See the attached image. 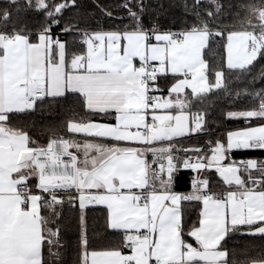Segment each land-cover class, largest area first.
<instances>
[{
    "label": "snow or ice",
    "instance_id": "1",
    "mask_svg": "<svg viewBox=\"0 0 264 264\" xmlns=\"http://www.w3.org/2000/svg\"><path fill=\"white\" fill-rule=\"evenodd\" d=\"M28 3L32 6V0ZM202 4L192 0L199 26L178 34L154 32L155 44L139 25L125 32L66 25L62 31L79 34L85 49L70 60L67 41L54 36L52 28L67 8L79 6L77 0H36L34 7L43 11L46 23L35 37L25 30L0 33V264H45L43 246L47 243L51 252L58 245V229L48 225L64 193L77 198L72 189L81 209L93 203L107 207L108 226L123 233L121 246L131 250L127 256L115 249L89 254L85 235L84 264L89 255L91 264H232L221 246L230 231L248 226L251 234L264 235V161L226 162L233 149H264V124L230 133L227 144L218 141L210 156L182 161L197 172L214 168L229 186L225 193L211 192L206 178L197 179L189 194L172 190L181 167L173 142L202 131L205 123L203 113L190 115L180 94L191 89L201 97L220 89L224 79V72L216 71L215 83L209 84L203 59L211 38L224 36L223 30L212 31L222 6L211 0L215 8L205 19ZM122 7L138 21L133 0ZM138 7L142 10V0ZM10 17L4 11L3 20ZM241 27L227 32L226 65L250 74L264 57V0L259 8L248 6ZM169 73L175 82L169 98L160 99L154 94L159 75ZM67 93L81 97L84 117L70 120L67 130L83 134L84 143L52 139L46 147H32L27 133L10 126V114L34 110L38 100ZM257 98V107L229 115L264 120V92ZM96 116L111 117V122H97ZM192 201L202 204L198 222L187 233L196 247L184 239L183 204ZM42 208L51 209V215H42Z\"/></svg>",
    "mask_w": 264,
    "mask_h": 264
},
{
    "label": "trees",
    "instance_id": "2",
    "mask_svg": "<svg viewBox=\"0 0 264 264\" xmlns=\"http://www.w3.org/2000/svg\"><path fill=\"white\" fill-rule=\"evenodd\" d=\"M51 3H61L64 0H48ZM125 0H77V6L67 8L58 26L53 27L61 31L59 39L67 41L68 59L73 54H82L85 49L81 47L79 34H69L62 31L66 25H78L80 29L94 31H134L139 25L142 30L156 31H188L194 26H199L201 20L192 11V0H142L143 8L138 5L141 0H133L132 10L139 13L138 21H134L128 11L122 7ZM222 6V14L214 21L212 31L223 30L224 36H213L204 51L208 64L207 75L210 84L215 83V72L223 71L224 79L220 89L195 97L186 94L185 99L190 105L191 114H204V128L202 131L192 133L175 139L173 146L177 149L174 155L181 163L184 158L192 161L198 155H211V149L216 143L226 144L228 134L254 126L264 124L259 118L245 119L232 117L230 113H240L257 107L259 99L257 94L264 92V57L258 58L251 73H242L240 70H229L226 65L227 32L244 30L241 27L248 12V6L257 8L262 6V0H217ZM71 4V0H68ZM29 6L28 0H17L15 5L11 0H0V33L25 30L33 37L46 23L43 11ZM211 0H203L200 11L207 18V11L214 10ZM11 12L10 19L3 20L4 11ZM112 12L109 16L106 13ZM248 30V29H247ZM171 75H162L157 82V93L165 94L174 83ZM84 117L81 97L78 94L67 93L64 97H47L38 100L34 110L10 114V126L28 134L34 143L32 147H46L52 139H66L79 143L85 142L83 134L69 133L67 124L70 120H80ZM97 122H111V117H93ZM113 144V141H105ZM120 146H126L122 142ZM199 149V152L194 150ZM187 150V151H185ZM71 151V150H70ZM82 159V157L80 156ZM254 159L264 161V149H238L228 154L227 163H237ZM253 175L260 179L255 170ZM245 176L247 174H244ZM177 179L172 190L189 194L196 181L191 170L182 169L176 173ZM208 179L209 190L216 194L225 193L229 186L215 171L214 168L200 172L199 179ZM31 185L36 184V179L31 180ZM64 193V202L55 206L57 215L51 218L48 227L58 229V245L52 247L51 252L46 243L42 249L45 264H84V246L82 238L86 235L88 244L86 251L103 252L109 250L126 251L122 247L123 233L113 230L108 226V210L102 205L87 204L81 209L78 193L72 189ZM202 209L200 202H184V222L186 242L196 245L194 238L187 235L193 224L198 222ZM52 210L42 208L41 214L50 216ZM222 249L227 250L232 264H254L264 262V235L251 234L248 226H242L237 231H230L225 240L221 242Z\"/></svg>",
    "mask_w": 264,
    "mask_h": 264
},
{
    "label": "crops",
    "instance_id": "3",
    "mask_svg": "<svg viewBox=\"0 0 264 264\" xmlns=\"http://www.w3.org/2000/svg\"><path fill=\"white\" fill-rule=\"evenodd\" d=\"M248 30H252V29H248ZM144 31V30H143ZM103 32H115V31H103ZM125 32V31H124ZM145 32V31H144ZM159 33H173V34H178L176 31H158ZM184 32H186V31H184ZM151 42L153 43V44H155L156 43V41H155V39H154V37L151 39ZM205 51V50H204ZM204 51H203V59L205 60V55H204ZM226 58H227V52H226ZM205 62H206V60H205ZM137 63H139V61L137 60ZM153 64H155L156 62H152ZM168 75H171L172 76V74L171 73H169ZM206 75H207V73H206ZM160 76H162V74L160 75ZM207 77H208V75H207ZM184 77L183 76H181L180 77V79H183ZM208 82H209V78H208ZM209 84H210V82H209ZM222 84H223V82H222ZM173 85V84H172ZM171 85V86H172ZM170 89V88H169ZM188 93H191V89H185L184 90V92L183 93H181L180 94V96H181V98L182 99H185V96H186V94H188ZM192 94V93H191ZM157 97L158 98H160V99H168L169 98V90H168V92L167 93H165V94H157ZM173 98H174V96H173ZM190 115H191V113H190ZM260 126V125H259ZM254 127H256V126H254ZM244 129H242V130H237V131H233V132H231V133H235V132H239V131H243ZM230 134V133H229ZM229 134H228V136H229ZM177 138H180V137H177ZM176 138V139H177ZM227 139H228V137H227ZM226 144H227V142H226ZM225 144V145H226ZM132 146H136V145H132ZM233 150H238V149H233ZM232 151V150H231ZM196 160V159H195ZM195 160L193 161V162H195ZM182 168V167H181ZM202 171V170H201ZM200 171V172H201ZM175 193H177V194H181V195H183V193H181V192H178V191H175V190H173ZM99 205H102V204H99ZM102 206H105V205H102ZM106 207V206H105ZM107 208V207H106ZM259 234V233H258ZM194 247H196L197 245H193ZM127 250H129L130 252H131V250L128 248ZM126 250V251H127ZM85 251V250H84ZM126 251H121V253H122V255H125V252ZM90 254V253H89ZM88 264H91V257H90V255H89V260H88ZM254 264H261V262H257V263H254Z\"/></svg>",
    "mask_w": 264,
    "mask_h": 264
},
{
    "label": "built area",
    "instance_id": "4",
    "mask_svg": "<svg viewBox=\"0 0 264 264\" xmlns=\"http://www.w3.org/2000/svg\"><path fill=\"white\" fill-rule=\"evenodd\" d=\"M58 26V25H57ZM54 27H56V26H54ZM145 31V33H148L152 38L154 37V35H153V33L154 32H158V31H156V30H151V29H147V30H144ZM177 33H182V32H184V31H176ZM52 33H53V35L54 36H56V37H58L59 38V35L62 33L61 31H58V30H55V28H52ZM159 77H160V75H159ZM159 80V79H158ZM158 82V81H157ZM156 96H157V91L154 93ZM182 167V169H186V170H191V172L193 173V178L195 179V180H197V179H199V175H200V171L199 172H197V171H195V170H193V169H190V168H184L183 166H181ZM75 190V189H74ZM46 195V194H45ZM91 205H98V204H95V203H93V204H91ZM131 254V252L129 251V250H127L126 252H125V256H127V255H130Z\"/></svg>",
    "mask_w": 264,
    "mask_h": 264
},
{
    "label": "rangeland",
    "instance_id": "5",
    "mask_svg": "<svg viewBox=\"0 0 264 264\" xmlns=\"http://www.w3.org/2000/svg\"><path fill=\"white\" fill-rule=\"evenodd\" d=\"M32 2L33 3H36V0H32ZM71 151H73V152H77V150L76 149H70ZM81 157H82V159H83V155H82V153H78ZM184 159H186V158H184ZM203 171V170H202ZM201 171V172H202ZM85 252V251H84Z\"/></svg>",
    "mask_w": 264,
    "mask_h": 264
},
{
    "label": "bare ground",
    "instance_id": "6",
    "mask_svg": "<svg viewBox=\"0 0 264 264\" xmlns=\"http://www.w3.org/2000/svg\"><path fill=\"white\" fill-rule=\"evenodd\" d=\"M65 159H68V157H65Z\"/></svg>",
    "mask_w": 264,
    "mask_h": 264
}]
</instances>
